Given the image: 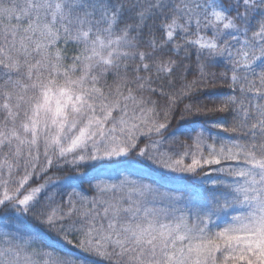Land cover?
Returning a JSON list of instances; mask_svg holds the SVG:
<instances>
[{
  "label": "snow or ice",
  "instance_id": "6c2138e0",
  "mask_svg": "<svg viewBox=\"0 0 264 264\" xmlns=\"http://www.w3.org/2000/svg\"><path fill=\"white\" fill-rule=\"evenodd\" d=\"M0 264H264V0H0Z\"/></svg>",
  "mask_w": 264,
  "mask_h": 264
}]
</instances>
